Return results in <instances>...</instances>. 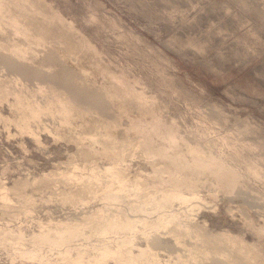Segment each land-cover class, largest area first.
Instances as JSON below:
<instances>
[{"label": "rangeland", "instance_id": "rangeland-1", "mask_svg": "<svg viewBox=\"0 0 264 264\" xmlns=\"http://www.w3.org/2000/svg\"><path fill=\"white\" fill-rule=\"evenodd\" d=\"M40 1L0 0V10L29 12L37 22L52 25L64 59L82 69L74 74L77 82L91 81L110 102L103 109L75 100L64 74L52 78L59 65L42 67L39 77L7 69L2 63L7 56L0 51L1 77L18 76L31 88L50 85L66 105L59 113L60 136L37 128L41 145L0 118V183L10 186L14 179L40 176L68 160L85 170L92 165L87 160L103 166L122 163L129 176H140L142 188L149 184L166 194L195 193L200 201L192 204L199 209L177 201L173 208L181 207L199 224L205 220L208 236L223 234L212 251L231 242L235 247L224 252L231 264H264V0ZM33 37L39 44L48 38ZM45 92H38V99ZM13 112L0 102L2 116ZM42 121L48 129L58 125L50 116ZM25 191L31 200L10 194L16 203L12 212L34 207L14 222L25 231L35 228L37 218L78 216L103 201L78 193L90 202L84 207L76 200V208L69 194L48 200L45 191ZM208 236L197 239L198 245L215 246ZM9 259L0 248V264H10Z\"/></svg>", "mask_w": 264, "mask_h": 264}, {"label": "bare ground", "instance_id": "bare-ground-1", "mask_svg": "<svg viewBox=\"0 0 264 264\" xmlns=\"http://www.w3.org/2000/svg\"><path fill=\"white\" fill-rule=\"evenodd\" d=\"M24 4L33 6L30 2ZM6 14L0 10V41L4 39L3 41L8 45V47L5 46L6 44L2 45L0 51L7 56L3 55L6 59H2V63L9 65L7 69L20 70L27 76L39 77L42 73L39 69H44L42 67L59 65V72L53 74L52 78L57 79L64 74V81L69 82L68 88H72V97L75 100L97 105L103 109L108 108L106 106L110 100L106 92L103 93L95 84L92 85L91 81L88 84L77 82L78 77L74 74L81 72L82 69L77 64L69 63L64 59L65 50L61 54L62 45L59 49L57 42L60 37L59 32L52 25H48L43 20L37 22L36 17L29 12L17 13L15 10L11 15ZM34 32L45 34L47 39H50H46L44 43H35L30 38L35 36ZM19 37L21 41L18 44L15 41L19 40ZM37 58L40 62L36 61ZM22 60L32 63V66L23 64ZM54 60L58 63H53ZM33 64L39 66L33 67ZM7 76H0V102L8 103L14 112L12 117L0 114V118L7 123H13L20 134L31 136V139L39 145L41 142L37 128H43L54 138L60 136L59 125L62 119L59 113L66 110L63 97L53 92L50 85L36 83V87L31 88L18 76L12 74ZM38 92L41 95L45 93L38 99ZM47 116L55 118L58 125L54 124L53 127L49 125L51 127L49 129L45 127L42 119ZM87 161L92 165L86 170V167L80 168L76 162L68 160L59 162L57 166L54 163V168L41 173L40 176L17 178L10 186L0 183V212L5 215L0 214V220L2 224L4 223L0 225V248L8 253L10 264L29 262L35 264H231L224 252L232 250L235 247L233 243L221 245L222 251H212L213 247L219 248L217 243L223 239V234L208 236L205 220L199 224L193 219L195 217L190 218L187 214H183L181 207L173 208L174 201H177L179 206H189L190 210L199 209L200 205L192 204L197 198L195 193L172 191L171 194H166L167 192H160L161 189L149 188V184H146L148 187L144 185L142 188L140 176H129L125 171V164L119 165L116 161L117 164L113 162L103 166L97 161ZM75 169L85 172H79L80 175H77ZM179 179L181 184L185 183L181 186L185 187L186 179L183 177ZM226 182L228 183V180ZM61 185H64L63 188L67 191ZM97 187L101 188L99 197L103 200L102 204L92 205L91 209L82 210L78 216L67 215L62 219L52 216L46 218V221L37 218L35 228L27 231L22 225L16 226L14 223L17 220L20 223L21 217L31 214L34 207L30 205L12 212L11 208L16 204L10 197L13 191L16 195L23 193V200L32 198L25 189L45 191L48 200L51 197L55 200L63 199L69 194L67 199L74 196L72 205L77 208L76 200L82 201L80 204L84 207L90 202L89 197L84 198L78 193H89L93 199H97L99 198L96 197L95 192ZM97 189L99 191V188ZM130 196L134 197L128 198ZM203 235L208 236V240L215 246L198 245L197 239H202ZM170 239L172 243H169ZM205 243L209 245L206 240ZM165 244H169L168 247ZM208 253L215 255L206 256ZM162 254L166 257L163 258ZM218 255L223 257L220 258Z\"/></svg>", "mask_w": 264, "mask_h": 264}]
</instances>
